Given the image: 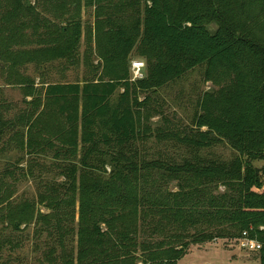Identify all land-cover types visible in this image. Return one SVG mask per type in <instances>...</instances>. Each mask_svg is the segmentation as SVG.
I'll return each instance as SVG.
<instances>
[{
	"label": "trees",
	"instance_id": "trees-1",
	"mask_svg": "<svg viewBox=\"0 0 264 264\" xmlns=\"http://www.w3.org/2000/svg\"><path fill=\"white\" fill-rule=\"evenodd\" d=\"M39 1L50 5L43 9L50 20ZM88 7L107 30L104 75L49 84L44 93L64 122L55 157L79 161L77 170L67 169L64 197L46 200L51 213L41 231L52 241L42 264H176L191 245L243 232L263 245L257 261L264 264V183L252 167L264 161V0H1L0 36L17 45L28 26L53 59L80 40V13ZM134 51L147 69L131 82ZM200 66L215 89L198 100L191 127L156 130L176 155L141 159L135 115L145 102L138 94ZM10 125L0 114V137ZM219 144L235 158H206ZM165 179L175 191L159 186ZM31 219L21 209L6 221L19 231Z\"/></svg>",
	"mask_w": 264,
	"mask_h": 264
},
{
	"label": "rangeland",
	"instance_id": "rangeland-1",
	"mask_svg": "<svg viewBox=\"0 0 264 264\" xmlns=\"http://www.w3.org/2000/svg\"><path fill=\"white\" fill-rule=\"evenodd\" d=\"M49 7L39 1L44 20H50L43 10ZM95 12L94 7H88L87 11L82 8L80 40L63 48L53 59L47 54L44 42L28 26L23 29L26 40L17 45L9 46L6 35L0 36V114L11 122L0 137V264H42L43 255L49 249L47 245L52 238L47 231H41L49 224L43 221L44 216L51 213L46 208V200L64 197L67 169H78L79 156L55 157V150L60 149L57 140L63 137L64 122L55 114L44 93L49 84L81 83L104 75L101 66L107 30L100 25L101 17H96ZM206 27L211 32L216 29L213 24ZM37 35L42 36L43 30L39 29ZM133 62L144 63V76L147 69L145 59L134 51L127 63L130 81ZM28 87L31 95L25 91ZM214 89L205 81L204 67L200 66L156 92L138 94V101L145 102L135 115L140 131L136 142L139 157L160 160L174 157L175 148L157 137L156 130L179 131L191 127L198 100ZM49 140L53 146L51 151ZM204 155L228 162L236 154L219 144ZM252 167L264 183V161H254ZM156 178L158 182L160 176ZM165 180L159 186L175 191V182ZM218 191L223 192L225 188L219 186ZM21 209H26L32 219L27 225H21L19 231H13L6 220L17 217ZM257 257L258 254L240 250L235 240L223 239L191 245L176 264H259Z\"/></svg>",
	"mask_w": 264,
	"mask_h": 264
},
{
	"label": "built area",
	"instance_id": "built-area-1",
	"mask_svg": "<svg viewBox=\"0 0 264 264\" xmlns=\"http://www.w3.org/2000/svg\"><path fill=\"white\" fill-rule=\"evenodd\" d=\"M143 70H144V63L133 62L131 64V73H132L131 81L135 82L141 80L144 77V75L142 74ZM234 240L237 244V247L240 250L246 251L248 253L258 254L263 247V245L259 243L257 240L248 237V234L246 232H243L242 235L238 237V239H234Z\"/></svg>",
	"mask_w": 264,
	"mask_h": 264
}]
</instances>
